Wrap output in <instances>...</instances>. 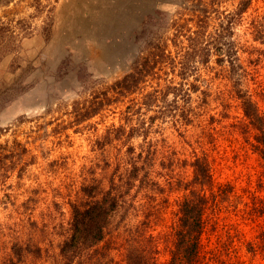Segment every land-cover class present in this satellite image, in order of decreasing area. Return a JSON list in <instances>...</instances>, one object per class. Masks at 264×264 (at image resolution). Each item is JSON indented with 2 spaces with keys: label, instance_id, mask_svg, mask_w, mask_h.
<instances>
[{
  "label": "rangeland",
  "instance_id": "rangeland-1",
  "mask_svg": "<svg viewBox=\"0 0 264 264\" xmlns=\"http://www.w3.org/2000/svg\"><path fill=\"white\" fill-rule=\"evenodd\" d=\"M41 1L40 13L33 1L11 5V18L31 25L12 40H0V264H10L16 243L25 250L21 264H62L60 245L70 236L72 205L92 201L83 188L96 186L95 199L109 189L125 192L122 183L133 162L143 172L111 218V248H94L84 260L140 261L134 229L142 225L140 235L158 247V264L167 262L196 157L207 159L215 191L228 188L206 213L199 264H264V166L245 144L241 103L228 96L234 80L223 79L227 72L215 52L202 63L205 37L198 45L188 39L198 18L188 13L178 33L165 24L188 1ZM238 3L223 0L220 10L235 11ZM261 14L264 0H253L244 19ZM245 25L236 29L239 57L251 73L245 86L257 92L255 84L264 83V55L250 50L263 46L244 34ZM154 36L169 59L134 92L100 108L102 98L94 92L129 73ZM189 46L197 54L185 55ZM255 59L257 67L250 63ZM179 60L191 68L186 81ZM154 91L160 99L149 100ZM255 99L264 110V101ZM160 111L167 117L154 120Z\"/></svg>",
  "mask_w": 264,
  "mask_h": 264
},
{
  "label": "trees",
  "instance_id": "trees-1",
  "mask_svg": "<svg viewBox=\"0 0 264 264\" xmlns=\"http://www.w3.org/2000/svg\"><path fill=\"white\" fill-rule=\"evenodd\" d=\"M25 1H28V5L32 1L36 3L31 6L35 12L38 11L40 13L45 8L41 0H0V11H2L0 16V40L2 38H10L12 40L19 30L24 32L29 29L31 23L28 24L27 19L14 20L11 18L14 15L13 11L9 10L11 5L19 6ZM186 1L189 4H184L183 7L179 8L175 18L166 21L165 24H167L168 28L175 29L176 33H178V30L183 27L180 23L188 13L191 14V19L193 17L198 18L195 31L190 33L188 39L191 38L190 40L194 41L195 45H198L200 37H205L207 46H203L200 53L203 55L202 63L207 65L212 56L211 54L215 52L217 65L222 68L223 72H227L223 79L234 80L235 89L229 91L228 96L230 99L241 103L240 107L244 119L241 122L240 130L244 135L245 144L253 154L258 156L264 166V110H262L259 102L255 99L256 95L261 101H264V83L255 84L257 85V92H252L248 88V84V86H245L251 73L247 72L244 69L246 67L240 62L239 52L242 50L239 48L240 41L237 39L238 35L236 32V29L242 26V23L246 24L244 34L251 36L254 43L263 46V48L260 47L258 50L254 47L252 51L250 50V55H253L255 51L256 53L259 52L261 56L264 55V14L256 15L245 21L244 14L251 7L253 0H239L236 10L231 12L220 10L223 0H210L208 3L204 2V0ZM31 18L33 19L35 16ZM213 19L216 24L212 25ZM190 22L192 20H189ZM209 27L213 32L207 35L206 28L208 29ZM187 32L185 31V33ZM157 39L155 36L150 38L148 44H146L145 52H140L130 72L120 81L115 82L112 86H107L104 90V87L101 88L100 93L102 94L93 90L95 97L99 96L102 98L98 103L100 108L113 103L118 97L134 92L138 85L160 66V63H164L169 59L168 55L163 53L161 45L156 42ZM3 47H6V45L4 44ZM194 54H197V50L189 46L185 55L193 56ZM179 61L177 63L180 68L179 75L183 81H186L188 75L192 73L191 68L189 65H185L183 61ZM258 62L259 60L256 59L250 61L254 67L259 65ZM172 64L174 65V60H171ZM255 72L258 73L257 70ZM252 81L254 80L252 79ZM189 86L193 87L194 92L198 89L195 84ZM245 87L246 89H244ZM158 93L157 91L150 93L148 99H153L152 101L160 99ZM100 108L92 110L88 114L87 119L96 115ZM167 115L165 112L160 111L157 116L152 118L155 120L160 116L165 118ZM142 158V154H138L137 159ZM2 159L0 157V162ZM135 160L131 159L130 161L133 162ZM131 165L132 168L128 172V177L121 187L122 190L125 189V192L114 194L113 190L109 189L100 199H95L98 194L96 186L83 188L84 195L92 201L83 205H72L70 236L60 245L62 264H87L84 259H90L89 251L101 245L100 249L105 248L108 250L111 248V240L108 242L106 240L108 236L107 230L111 226V218L121 208V199L130 193L133 183L139 179L140 172H143V168L138 167L135 162L131 163ZM191 167L193 168V175L191 181L183 186L187 194L180 203L179 224L174 234V243L171 249L168 250L169 259L167 262L160 264H199L202 235L206 226L208 208L215 201V204H217L218 200H222L225 194L228 193V188H222L224 186H219L215 191L216 185L207 159L196 157ZM207 191H210V193L208 192L207 194ZM144 222L146 224L147 220ZM141 226L139 225L134 229V232L138 234L134 237V244L141 253V260L139 261L136 257V259H130L131 263L135 264L138 261L136 264H158V256L160 255L158 247L154 246L152 239H145L142 234L140 235L143 229ZM24 251V247L21 244H14L13 258L10 264H21ZM96 253H98L97 250ZM133 255L134 253L131 251L128 258L133 257Z\"/></svg>",
  "mask_w": 264,
  "mask_h": 264
}]
</instances>
